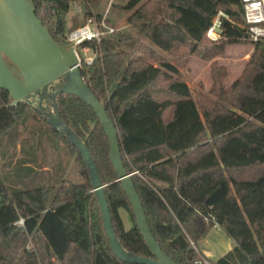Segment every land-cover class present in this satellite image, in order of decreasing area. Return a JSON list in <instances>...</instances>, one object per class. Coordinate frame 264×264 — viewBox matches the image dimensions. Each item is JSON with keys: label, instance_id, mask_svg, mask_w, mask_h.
<instances>
[{"label": "trees", "instance_id": "16d2710c", "mask_svg": "<svg viewBox=\"0 0 264 264\" xmlns=\"http://www.w3.org/2000/svg\"><path fill=\"white\" fill-rule=\"evenodd\" d=\"M70 1L32 0L35 16L58 43H65ZM123 8L132 9L125 21L137 34L174 58L187 48L207 61L228 44L248 41L240 27L239 0H127ZM219 10L226 18L221 17L219 38L211 41L205 30ZM251 44L229 86L220 84L224 69L211 63L212 98L194 100L175 66L149 47L141 53L155 65L140 55L129 57V35L114 30L98 42L82 43L94 58L89 64L80 60L81 79L114 122L122 165L150 232L177 264H192L200 253L198 241L214 224L234 246L213 264H264V38ZM54 102L60 119L92 156L118 243L132 254L152 257L116 180L94 112L73 95L61 93ZM19 127L27 131L20 139ZM44 142L55 159L49 169L39 170L37 154L44 156ZM0 157L6 158L0 165V264H128L109 247L76 148L33 105L11 101L3 89ZM70 158L79 180L69 175ZM118 209L129 215L128 228ZM19 218L21 226L15 224Z\"/></svg>", "mask_w": 264, "mask_h": 264}, {"label": "water", "instance_id": "95a60500", "mask_svg": "<svg viewBox=\"0 0 264 264\" xmlns=\"http://www.w3.org/2000/svg\"><path fill=\"white\" fill-rule=\"evenodd\" d=\"M0 89L13 102L34 106L82 157L96 199L102 227L116 258L128 264H177L159 247L148 227L140 200L121 161L118 133L103 105L82 81L79 59L69 43H58L34 14L32 0H0ZM77 97L94 112L108 143L109 162L131 206L136 227L152 257L124 250L111 226L110 215L94 161L84 142L60 119L54 99ZM50 106L48 108L44 102Z\"/></svg>", "mask_w": 264, "mask_h": 264}, {"label": "rangeland", "instance_id": "374dc122", "mask_svg": "<svg viewBox=\"0 0 264 264\" xmlns=\"http://www.w3.org/2000/svg\"><path fill=\"white\" fill-rule=\"evenodd\" d=\"M126 1L127 0H72L69 4V9L71 11H69L68 14H71V18L73 19L67 18V22L71 20L75 21V27H78L83 24L88 18H95L96 22H99V19H102L109 27H111L115 31L125 33L130 36V40L133 41V46L130 48H125L128 52L129 57L132 55H140L146 62L155 65L156 63L154 60L150 59L149 56H147L145 53H141L142 47H149L160 57L164 58L169 63L175 66V68L177 69L176 76L179 80L183 81L186 84L190 95L194 100H196L197 95H204L208 98H212L208 93L211 85L209 73L211 63L224 69V76L220 82L223 88L229 86L231 82L239 76L252 51V44L249 41L245 43L228 44L224 47L222 54L214 56L207 61L201 60L195 55L191 54L187 48H181L179 50V59L174 58L166 52H163L162 50L155 47L142 35L137 34L134 29L126 23V16L132 11V9L126 10L123 8V5ZM77 6H80L81 13H83L84 10H89L90 12L87 13L86 17L84 16L79 18L80 13L76 12L75 10ZM77 51L79 59L82 58L83 56L80 54L78 49ZM30 123L31 121L29 120L28 124ZM19 130L21 132L19 139L27 135V131L23 130L22 127H19ZM43 140L45 141L44 138ZM2 143L3 141L1 142V144ZM16 145H18V143H16ZM43 147L45 149L44 156L41 152H38L37 154V161L41 164V168H38L39 170L44 168L49 169L55 159V153L50 144L44 142ZM63 148L64 147L62 146L60 155L63 161H65V157L67 155ZM13 160L14 158L10 159L11 162H13ZM72 161L73 158H70L67 165V170L70 172L69 175L73 179L79 180L77 169L74 167ZM3 162H6V158L4 159L0 157V165ZM118 213L120 215L124 228H128L131 225L129 215L123 209H118Z\"/></svg>", "mask_w": 264, "mask_h": 264}, {"label": "built area", "instance_id": "2783aa9c", "mask_svg": "<svg viewBox=\"0 0 264 264\" xmlns=\"http://www.w3.org/2000/svg\"><path fill=\"white\" fill-rule=\"evenodd\" d=\"M71 2V1H70ZM241 5L240 16L241 24L247 35L248 41L253 43L264 38V0H239ZM70 4V3H69ZM221 17L226 16L219 10L211 19L209 26L205 30V36L216 41L221 32ZM114 29L109 27L102 19L96 22V19L88 18L83 24L78 27L71 28L64 32L65 43H69L78 57V51L83 56L79 59L84 63H91L94 58V52L87 45H82L83 42L94 39L98 42L105 35L112 33ZM78 47V48H77ZM16 225H22V219L19 218ZM213 227H217L216 224ZM192 245V243H190ZM192 264H213L211 260L206 258L201 253H197V257L192 261Z\"/></svg>", "mask_w": 264, "mask_h": 264}, {"label": "crops", "instance_id": "0c3cea01", "mask_svg": "<svg viewBox=\"0 0 264 264\" xmlns=\"http://www.w3.org/2000/svg\"><path fill=\"white\" fill-rule=\"evenodd\" d=\"M76 12L80 13V17H84L87 15L89 10H84L81 13L80 6L75 8ZM68 11L65 14V31L69 30L70 28H75L76 24L75 21H68L67 18H71V14L69 15ZM73 19V18H71ZM234 246V242L230 239L221 229L218 227H212L206 234V236L198 241L197 248L199 252L208 258L211 261H215L219 257L223 256L227 253L231 248Z\"/></svg>", "mask_w": 264, "mask_h": 264}]
</instances>
